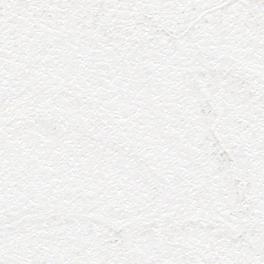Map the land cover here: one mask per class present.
Masks as SVG:
<instances>
[{"label": "snow or ice", "instance_id": "6c2138e0", "mask_svg": "<svg viewBox=\"0 0 264 264\" xmlns=\"http://www.w3.org/2000/svg\"><path fill=\"white\" fill-rule=\"evenodd\" d=\"M0 264H264V0H0Z\"/></svg>", "mask_w": 264, "mask_h": 264}]
</instances>
